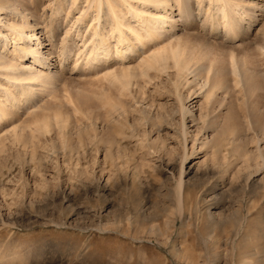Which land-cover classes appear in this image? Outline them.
<instances>
[{
    "label": "rangeland",
    "instance_id": "rangeland-1",
    "mask_svg": "<svg viewBox=\"0 0 264 264\" xmlns=\"http://www.w3.org/2000/svg\"><path fill=\"white\" fill-rule=\"evenodd\" d=\"M86 1L0 0V25L39 26L53 55L45 66L17 60L10 39L0 49L41 74L14 105L0 67V264H264V0H236L230 31L213 0H166L172 13L131 0L165 26L142 49H181L158 68L138 63V45L118 56L112 37L111 57L92 58L91 32L109 24ZM179 95L196 100L193 121Z\"/></svg>",
    "mask_w": 264,
    "mask_h": 264
},
{
    "label": "bare ground",
    "instance_id": "bare-ground-1",
    "mask_svg": "<svg viewBox=\"0 0 264 264\" xmlns=\"http://www.w3.org/2000/svg\"><path fill=\"white\" fill-rule=\"evenodd\" d=\"M88 1L89 0H87L86 2H88ZM117 1L119 3L121 2L122 4H125L124 7H125L126 11H130L131 13H133V15L135 16V18L137 20V24L139 25V27L137 28V26H134V24H131V22L124 20V12H123L122 8H116L117 3H116V5H115V3L113 4V2H114L113 0H91V4L93 3L94 4L93 6L94 7L96 6L95 10H97L96 12H94L95 13L94 15L96 16L95 19L97 18L100 21L102 16L106 14L107 18H105V20H107V22L109 24V26H108L109 30H107V29L106 30L104 29L105 31L102 30L100 23L96 24L97 25V26H95V27H97L96 30L91 29L93 31L91 33H94V31H95V34H96V37H95L96 39L94 38L95 43L93 42L94 46L92 47V49H90L91 46H89V49L91 50V53L93 54V56L92 55L91 56H92V58H95V59L98 58V60H103V62H105L107 59H109L111 57L110 50L112 47L115 49V53L118 56H122L125 54V51L130 52L134 48H136L137 45H138V47H141V49L144 48V45L147 44V43L145 44L144 41L148 40L147 41L148 43L149 42L154 43L161 36V33L165 31V26H163V25L159 26L158 25L157 21H159L160 18L155 19L152 16H147V15L145 16L144 11H141L137 7L133 6V4L131 3V0H117ZM140 1L143 3H144V1H147L145 4H148V1L149 2L152 1L153 4H155L154 6H157L156 7L157 9H163L165 7H166V9H169L168 13H172V11L178 10V6H174L170 2H169L170 4L168 5L167 4L168 2L166 0H140ZM173 1L176 2L177 5L180 4L179 3L180 1H177V0H173ZM213 2L215 5L213 8L214 9V15L218 16V17L217 16L215 17L218 20L216 19L217 21H215V19H214L213 24H215L216 27H220L221 29H223V31L232 30L234 27V24L241 18V17H238V20L236 21V15L234 14L236 12V8H238V6H239L238 2H236V0H213ZM72 4H74V0H71V5ZM71 5H69V6H71ZM88 5H89V8H91L89 3H88ZM1 6H0V11L3 10L2 9L3 7L1 8ZM103 7H105L106 12H104L105 10L102 11L104 9ZM89 8H87V9H89ZM59 9H57V10L59 11ZM210 10H208V9L205 10L206 13L208 11L207 15L208 14L210 15ZM11 11H13V10H11ZM53 12H54V14H56V9L55 10L53 9ZM82 12H84V10ZM241 12H244V10L241 9ZM13 13L15 14L14 11H13ZM197 14H199V13H197ZM17 15L20 16L21 14L20 15L17 14ZM10 16H13V14H11ZM97 19H96V21H97ZM169 19L171 20V18H169ZM10 22L5 23L4 25H0V49L1 50L4 49V46L7 44V42L5 43V40L10 39V41L13 43V48H14L11 50H15L17 48L20 49L21 54H18L19 56H18L17 60L18 59L19 60H26L28 58V57H26V55H28L30 52V55H32L31 57L39 56L38 59H39L40 63L42 65L47 66L49 64L50 60H52L53 55H52V53L50 54V52H49L50 48H47V50H44V48L46 47V45L48 43L45 42L46 44H44L42 42V40L39 38L38 33L34 32L39 26L36 28H34V27L29 28L28 27L29 29L27 30V32H24L25 25L23 23H10ZM3 29H5V30H3ZM90 37L92 38V34L90 35ZM111 37L115 41L112 47H111L110 43L108 42V40ZM20 40L21 41H23V40H34L35 42L31 43V44H35L36 48L30 47V45H28V44L25 46H23V45L19 46L18 42H21ZM168 42H170V41H168ZM168 42L166 41L165 44L162 43L163 45H161V46L155 45V46L151 47L150 49H148L147 51H145V49H142L140 52H142L143 55L140 58V60H138V63H144L145 67H147V68L152 67L153 68L155 66L157 67V65L161 64L164 60L170 59V58L173 60L176 58L175 62H177L176 60H178L177 59L179 57L178 55L181 54V53H179V52H181V49L178 45H171V43H168ZM72 43L75 44L74 41H72ZM66 47H67L66 48L67 53L71 54L73 45L69 44ZM59 53L60 54L63 53V50H61ZM13 54H15V53H13ZM77 57H78V54H77ZM88 57L90 58V51L88 53V56L85 58L86 62L91 59V58L88 59ZM76 61H77V59H76ZM19 64L20 63H17V61L11 62L9 59L8 60L5 59L3 55H0V67L3 68V69H1V70H3L2 72H4V70H5V72H4L5 77L7 79H9V81L12 82L14 85H17L15 89L16 90L18 89V90L17 91L14 90L13 94L9 95L10 96L9 99L10 98L12 99V102L14 103V105H15V103L17 104L20 101V98H23V100H25V99L29 98V96H31L32 91L34 89L33 85H32L33 84L32 81L37 80V78L41 77L40 72L37 74L32 73L33 75L32 74L24 75V73L17 72V69H19ZM158 66H161V65H158ZM24 67L29 68V66H27V67L24 66ZM122 68H123V66H122ZM125 68L127 69V67H125ZM112 71L113 70L111 69V72ZM107 72H108V74L111 73L110 71H107ZM115 74H116V71H115ZM120 74H122V72ZM112 75L113 74L111 73V76ZM119 75L116 74V76H118L119 78L124 77V75L123 76L122 75L119 76ZM129 75H130V73H129ZM245 75H246V79H247V74H245ZM250 75H252V74H250ZM250 75H248V78ZM30 80H32V81H30ZM252 80H253V78H252ZM219 81H221V80H219ZM219 81H218V83H219ZM29 82L30 83L32 82V83L30 84ZM44 82L48 83V80L46 79ZM247 82L250 83V78L248 79ZM215 83H216V81H215ZM211 86H213V85H211ZM208 90H210V89H208ZM208 90L205 93L206 95H208L207 94ZM212 90L213 89H211L209 91V94H211L210 92H212ZM9 92H10V90H9ZM10 93H12V92H10ZM205 94H204V96H205ZM195 96H197V95H194L193 97H195ZM178 97H179V105H180L179 110L181 111L182 117L184 114H187V115L189 114L190 121H193L194 115L191 112L190 108H188V106L191 105L196 100H192V98H191L192 103L190 102V104H186V102L184 103V98L182 97V95L181 96L179 95ZM3 104H2V100H1V102H0V116L4 115L6 113V110H5ZM200 116H202V115H199V117ZM182 121H183V118H182ZM183 123H182V126H183L182 129H183V133L185 134L186 129H185Z\"/></svg>",
    "mask_w": 264,
    "mask_h": 264
}]
</instances>
